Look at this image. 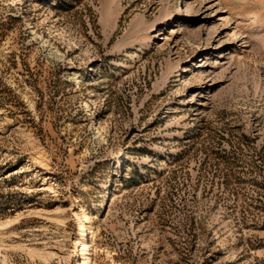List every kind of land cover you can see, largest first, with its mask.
<instances>
[{"label":"rangeland","instance_id":"1","mask_svg":"<svg viewBox=\"0 0 264 264\" xmlns=\"http://www.w3.org/2000/svg\"><path fill=\"white\" fill-rule=\"evenodd\" d=\"M0 264H264V0H0Z\"/></svg>","mask_w":264,"mask_h":264}]
</instances>
